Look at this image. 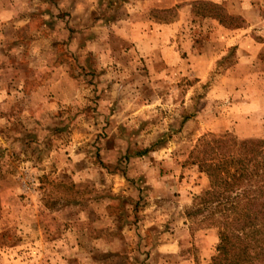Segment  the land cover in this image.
Wrapping results in <instances>:
<instances>
[{
  "label": "rangeland",
  "instance_id": "rangeland-1",
  "mask_svg": "<svg viewBox=\"0 0 264 264\" xmlns=\"http://www.w3.org/2000/svg\"><path fill=\"white\" fill-rule=\"evenodd\" d=\"M194 1L0 0V264H213L222 237L264 246V193L203 205L190 158L207 133L264 138V63L239 52L264 38L246 24L264 0L222 1L228 45Z\"/></svg>",
  "mask_w": 264,
  "mask_h": 264
},
{
  "label": "trees",
  "instance_id": "trees-1",
  "mask_svg": "<svg viewBox=\"0 0 264 264\" xmlns=\"http://www.w3.org/2000/svg\"><path fill=\"white\" fill-rule=\"evenodd\" d=\"M221 3L217 0H195L193 11L225 24L228 22L226 17L232 16ZM190 158L191 163L210 179V187L201 197L203 205L228 201L232 194L239 196L241 192L250 196L264 193V138L242 139L230 133L219 136L207 133L198 139ZM212 260L213 264H264V246L258 250L245 245L230 247L223 243L222 237Z\"/></svg>",
  "mask_w": 264,
  "mask_h": 264
},
{
  "label": "crops",
  "instance_id": "crops-1",
  "mask_svg": "<svg viewBox=\"0 0 264 264\" xmlns=\"http://www.w3.org/2000/svg\"><path fill=\"white\" fill-rule=\"evenodd\" d=\"M217 1H223V0H217ZM245 16V15H244ZM210 20H212V22H214V38H215V41L214 43H220V44H229L230 42H228V35H227V27L228 28H232L231 26H228L227 24H224L223 22H221L219 19H216V18H211V17H206ZM247 18V17H246ZM256 24H263L264 23V18H261V19H258V20H249L247 18V22L246 24H250L251 26L255 25ZM249 25V26H250ZM246 27V26H244ZM244 40V42L240 43V49H239V52H240V55H241V59H246L248 60L250 63L251 61H254L252 63H254V65L252 64V67H251V72L255 71V70H260L261 69V66L260 63L262 64L263 66V63H264V55L262 54L264 52V38H258V41L254 39L253 36L249 35V36H245L244 38L241 39V41ZM232 43V42H231ZM235 43V42H233ZM248 43H256V50L257 51H249V50H243V49H246L245 47H247V44ZM260 51V52H259ZM262 56V57H261ZM256 60H259L258 62ZM264 91L261 92V94L263 95Z\"/></svg>",
  "mask_w": 264,
  "mask_h": 264
}]
</instances>
